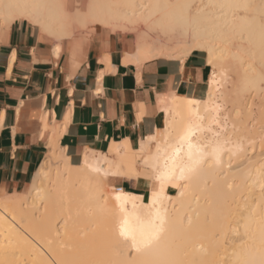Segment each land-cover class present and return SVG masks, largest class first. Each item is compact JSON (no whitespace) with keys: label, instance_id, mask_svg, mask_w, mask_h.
<instances>
[{"label":"bare ground","instance_id":"6f19581e","mask_svg":"<svg viewBox=\"0 0 264 264\" xmlns=\"http://www.w3.org/2000/svg\"><path fill=\"white\" fill-rule=\"evenodd\" d=\"M20 20L56 52L101 26L137 64L203 50L212 73L203 100L159 97L136 152L71 166L51 139L27 193L0 197V264H264V0H0V25ZM140 167L145 197L107 185Z\"/></svg>","mask_w":264,"mask_h":264},{"label":"crops","instance_id":"0c3cea01","mask_svg":"<svg viewBox=\"0 0 264 264\" xmlns=\"http://www.w3.org/2000/svg\"><path fill=\"white\" fill-rule=\"evenodd\" d=\"M81 38L76 48L63 41L56 52L29 22L0 29V197L27 193L51 139L71 166L88 153L110 157L113 144L136 152L164 127L159 97L207 96L212 68L203 50L137 64L130 34L95 26ZM139 172L109 176L107 185L145 197L149 171Z\"/></svg>","mask_w":264,"mask_h":264},{"label":"rangeland","instance_id":"374dc122","mask_svg":"<svg viewBox=\"0 0 264 264\" xmlns=\"http://www.w3.org/2000/svg\"><path fill=\"white\" fill-rule=\"evenodd\" d=\"M1 28H3L2 25H0V29H1ZM131 36H133V35H131ZM133 38H134V36H133ZM149 175H150V171H149V173H148V176H149ZM174 192H175V191H174ZM174 192H173V193H174Z\"/></svg>","mask_w":264,"mask_h":264}]
</instances>
